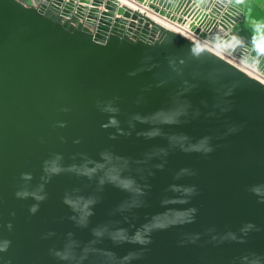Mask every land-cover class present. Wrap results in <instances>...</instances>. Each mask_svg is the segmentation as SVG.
I'll use <instances>...</instances> for the list:
<instances>
[{"label":"water","instance_id":"water-1","mask_svg":"<svg viewBox=\"0 0 264 264\" xmlns=\"http://www.w3.org/2000/svg\"><path fill=\"white\" fill-rule=\"evenodd\" d=\"M127 1L136 8L119 0H0V224L13 223L11 232L0 229V236L12 240L5 259L11 258L13 264H57L48 248L59 246L65 234L72 232L81 247L91 248L84 264H103L109 253L123 257L135 246L116 247L107 239L92 246L93 228L107 225L131 233L152 217L179 218L190 206L199 209L196 222L155 232L150 250L137 264H227L245 251L264 253V232L253 234L243 245L215 247L202 240L179 247L177 243L183 233L204 232L213 226L220 232L236 230L246 221L264 226V205L246 191L248 185L264 180V83L210 51L213 63L226 67L244 84L233 97L231 112L218 119L201 116L179 125H159L161 134L154 139L144 135L149 124L128 129L133 114L149 115L170 106L176 86L171 81L166 87H152L144 103L137 105L135 99L141 88L156 79L170 80L166 56L193 42L153 21L146 12L187 27L198 39L233 33L247 37L248 22L264 18V8L257 6L264 0H247L239 8L217 5L206 12L196 9L193 0H180L177 5L170 0ZM165 45L174 47L163 49ZM146 51L158 67L129 77L127 73L138 66ZM231 55L242 60L239 51ZM194 67L196 62H190L186 74ZM257 70L264 75V63ZM116 96L124 135L102 128L108 117L95 107L98 99ZM189 99L200 106L201 100H211V93L202 85ZM61 107L71 111L63 113ZM57 121H67V127L54 128ZM227 121L245 127L214 141L222 146L207 157L169 146L172 136L195 141L219 134ZM77 139L80 143H73ZM194 147L190 144V149ZM105 149L131 161L124 175L144 186L143 206L117 212V206L130 199L128 193L112 184L100 189L96 180L69 173L54 176L46 185L48 198L34 216L28 213L34 200L14 197L20 173H31L28 183L35 187L43 175V161L53 154H62L68 165L76 162L72 159L76 153L98 161ZM159 149H168L167 156L137 163ZM162 161L163 168L157 169L155 165ZM182 169L195 170L197 175L182 174ZM191 184L198 186L199 194L189 205L177 186ZM75 189L85 197L98 198L87 228L76 227L68 219L70 209L62 203L65 193ZM11 211L16 212L14 218ZM48 231L57 235L42 240Z\"/></svg>","mask_w":264,"mask_h":264},{"label":"clouds","instance_id":"clouds-1","mask_svg":"<svg viewBox=\"0 0 264 264\" xmlns=\"http://www.w3.org/2000/svg\"><path fill=\"white\" fill-rule=\"evenodd\" d=\"M173 5L180 3V0H170ZM247 0H193L196 9L206 12L209 8L217 5L222 7H234L246 5ZM264 8V4L257 5ZM248 31L250 35L245 37L239 33L233 34H214L207 39H196L184 49L177 50L176 54L166 56L168 68L172 74L169 79H156L154 83L140 89L135 103L140 105L146 100V93L150 92L152 87L162 88L169 85L170 81L175 83L171 95L170 106L158 109L149 115L140 113L133 114L128 121V129L133 130L137 124H149L150 129L144 133L149 139H154L161 134L159 125H179L190 120H196L204 116L208 119H218L231 112L235 107L233 97L237 91L244 87V84L233 77L226 67H221L213 63L215 57L210 55V50L215 49L219 54L229 55L238 51L241 53L242 61L247 65L259 69L264 63V18H253L248 22ZM174 47V45H165L163 49ZM196 62V67L192 68L186 74V69L190 62ZM158 67L155 57L151 52L146 51L140 58L139 64L130 70L127 75L136 77L145 72H153ZM205 86L211 93V100L204 99L200 101V106H194L189 99L190 94ZM119 97H112L107 100H97L95 107L97 111L108 117L107 122L102 124L104 129H116L120 135H124V129L119 120L120 107ZM63 113L71 111L69 107L59 109ZM54 128L67 127V121H57ZM245 127L244 123L225 122L224 131L215 135H205L198 140L191 141L187 136L169 137V146L179 148L181 151L194 150L202 156H209L222 145L214 141L224 140L229 136H234L241 132ZM127 134H131L130 131ZM110 139H115V135H110ZM61 142H66L64 137H60ZM43 142V141H42ZM73 143L79 144L80 140H74ZM190 144L195 145L190 149ZM168 149H159L146 155L138 164L147 163L150 160L166 157ZM100 159L93 160L84 153H76L72 159L76 162L65 165L64 157L60 153L53 154L50 158L43 161L40 183L35 187L30 186L33 177L31 173L22 172L19 181L15 186L14 197L17 200L32 199L35 203L28 206L30 216L36 215L40 210V204L47 200L46 185L54 176L63 173H69L89 181L96 180L100 189L105 184H112L129 194L130 199L117 206V212H128L133 208L143 206L142 197L146 195L144 186L130 176H125L124 172L130 167L131 161L127 158L115 155L109 149H105L99 154ZM163 161L155 165L157 169H162ZM182 174L196 176L195 170L182 169ZM177 178H180L179 176ZM23 182V183H20ZM180 189V196L185 204L191 205V201L199 194L196 184L177 186ZM246 191L255 197L258 204L264 205V180L257 181L247 186ZM62 203L68 207L72 213L68 217L72 223L79 228H87L91 216L94 215L93 209L98 203V198L94 195L87 197L80 195L79 190L75 189L65 193ZM199 209L190 206L179 218L152 217L145 225L129 232L126 228H110L107 225L97 226L92 229V241L90 245L95 246L102 243L105 239L119 247L121 245H134L135 249L129 251L123 257H115L109 253L103 264H137L148 253L149 246L153 243V234L158 231H164L171 227L193 224ZM11 217L16 216L15 211L9 213ZM6 228L8 232L13 230V223L9 220L6 224H0V229ZM264 232V226L258 225L252 221H246L236 230L218 231L214 226L207 228L204 232H189L181 234L178 240L179 247L188 245H197L204 240L207 244L220 247L225 244H246L248 239L256 233ZM57 234L54 231H48L41 235L42 240H49ZM12 246V240L0 236V261L3 264H13L11 258L5 259V254L9 252ZM90 247H81L75 239L74 233L68 232L59 246L53 245L48 248V255L57 261V264H84L87 256L90 254ZM227 264H264V253L243 252L240 256L227 261Z\"/></svg>","mask_w":264,"mask_h":264},{"label":"bare ground","instance_id":"bare-ground-1","mask_svg":"<svg viewBox=\"0 0 264 264\" xmlns=\"http://www.w3.org/2000/svg\"><path fill=\"white\" fill-rule=\"evenodd\" d=\"M122 4H125L127 6H129L130 8H133L135 9V5L129 3L127 0H119ZM141 11V9H140ZM147 15L155 22H157L158 24L162 25L163 27L171 30V31H174L176 33H179L183 36H185L186 38H190V39H194L196 40V38L192 35V33L189 31V29L185 26H182V25H179L177 23H172V22H169L167 20H163L159 17H157L156 15L152 14L151 12H146ZM212 52V50H210ZM214 53V52H213ZM246 72H249L248 70H245ZM252 77L258 79L260 82L264 83V80L254 76V75H251Z\"/></svg>","mask_w":264,"mask_h":264},{"label":"built area","instance_id":"built-area-1","mask_svg":"<svg viewBox=\"0 0 264 264\" xmlns=\"http://www.w3.org/2000/svg\"><path fill=\"white\" fill-rule=\"evenodd\" d=\"M194 36V35H193ZM195 37V36H194ZM196 38V37H195ZM190 39V38H189ZM198 39V38H196ZM193 40L194 39H190ZM212 52H214V54H216L217 56L223 58L224 60H226L227 62L231 63L232 65H234L235 67L239 68L240 70H242L243 72H245L246 74H248L249 76L254 75L262 80H264V75H262L256 68H254L253 66H249L247 65V63H245L244 61L232 56L231 54L229 55H222L219 54L215 49H211ZM245 70H248L249 72H246ZM252 77V76H251ZM254 78V77H253ZM256 79V78H255ZM258 80V79H257Z\"/></svg>","mask_w":264,"mask_h":264}]
</instances>
